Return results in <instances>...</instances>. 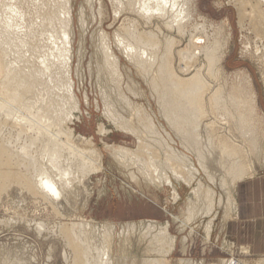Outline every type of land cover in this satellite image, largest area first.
I'll return each mask as SVG.
<instances>
[{
	"label": "rangeland",
	"instance_id": "1",
	"mask_svg": "<svg viewBox=\"0 0 264 264\" xmlns=\"http://www.w3.org/2000/svg\"><path fill=\"white\" fill-rule=\"evenodd\" d=\"M240 1L192 0L191 19L184 23L183 33H178L165 19L147 20L123 9L124 0L118 4L113 0H72L69 75L79 109L70 108L67 114L71 120L60 126L57 122L55 128L51 119H45L53 128L51 133L57 134L61 127L65 150L72 145L77 159L89 168L60 197H45L16 182L6 183L0 176V264H77V252L84 255L83 264H222L228 259L235 264H264V258L253 257L245 246L236 247L222 236L225 220L232 218L233 212L228 209L237 179L232 169L243 168L242 179L260 175L264 170V38L251 25L250 6L257 0H242L244 4ZM80 12L84 17L82 25ZM130 29L139 35H154L158 55L165 50L166 40L174 39L168 56L172 74L188 80L199 71L206 82L204 106L197 120L199 145L185 140L183 143V138L164 119L162 93L153 87L158 62L143 66L138 60L142 68L138 63L139 66L134 65L124 48L115 43L116 34L128 33ZM102 33L108 37L106 43L116 66L104 54ZM192 36L197 47L194 51L189 44ZM214 43L219 49L214 50V55L218 57L213 65H208L201 46ZM184 51L192 52L195 59L180 58L178 53ZM103 56L111 62L109 67ZM185 67L190 72L183 70ZM236 88L241 91L239 98L246 101L238 108L242 116L250 118L251 132L239 128L240 114L230 106ZM220 90L223 100L228 99L225 102L229 103L225 111L213 108L210 102ZM1 112L0 145L7 150L27 143L28 137H41V129L24 128L23 133L22 124L7 119ZM37 113L32 112L36 116ZM244 131L257 137L256 147L241 136ZM7 137L12 143H6ZM167 148L191 161L194 179L185 166L169 157ZM230 151L239 154L229 156ZM25 162L17 164V169L21 176L28 177L30 170L26 166L32 162ZM175 173L182 179H177ZM173 190L178 194L176 201ZM208 225L211 228L207 232ZM107 246L108 255L101 259L97 253Z\"/></svg>",
	"mask_w": 264,
	"mask_h": 264
},
{
	"label": "bare ground",
	"instance_id": "2",
	"mask_svg": "<svg viewBox=\"0 0 264 264\" xmlns=\"http://www.w3.org/2000/svg\"><path fill=\"white\" fill-rule=\"evenodd\" d=\"M85 1L86 3H89V1L91 2V0H85ZM113 1H115L113 3L117 2L118 4V2H120L121 0L120 1L113 0ZM124 1L126 5L123 9L126 8L130 12H133L141 16L143 19H147V20L148 19L151 20V18L153 19L159 18L162 20L165 19L167 20L166 21L167 24L170 25V28L176 29L178 33H183L184 26H185L184 23L187 24V22L191 19L192 0H167L169 7L163 10V15L153 14L151 16H147L140 11V5L143 2V0H124ZM255 2H256L255 5L250 6L251 7L250 10L252 12V15H251V25L253 28L252 30H255V32L259 36L264 38V0H257ZM72 3H73L72 0H0V49L2 50V53L0 51L1 53L0 54V76H1L0 100H2L0 102L1 103L0 108H2L0 109V111H3L1 112V114L5 112L4 116H6L7 119L15 120L19 124H22L24 127L21 128V131H23L24 128L25 130L36 128V129H41L42 131L41 137L40 136L39 138L38 136H36L37 138L28 137L29 139L27 138L28 139L27 143L24 142V144L15 148V150H11V149L7 150L6 147L0 145V176L2 177V181L6 183L16 182L20 186L25 187L27 190L31 192L43 193L45 197H50V196L60 197L64 190L72 186V183L75 181V178L76 177L78 178L80 173H84L87 170V168H89L88 165H86V162L81 161L80 159L79 160L77 159L78 157H76L72 151L73 149L72 145L70 146L67 145V148H66L67 153H66L65 144H64L65 142L62 141L63 139L62 136L64 135V131L63 132L61 131V127L59 128L60 130L57 134L51 133V128L52 127L55 128L58 123L60 126V124L65 122L66 120L68 121L71 120L70 118L72 117L69 116V114H67L68 113L67 111L70 108L72 110L79 109V102L73 93L72 80L69 75V62L71 59V49H72L71 44H72V39H73ZM158 3H160V0H151L152 8L155 9L156 4ZM240 3L244 4L242 0L240 1ZM246 3L249 5L248 2H245V4ZM173 4L175 5V8L172 7ZM119 7H120V3H119ZM247 15L249 14L247 13ZM199 17L200 16L198 15V18ZM79 18H80L79 22L82 25V22L84 21L83 20L84 17L81 12H80ZM132 29H130V32L125 30L128 33H123L124 35L116 34L114 37L115 43L119 46V48L120 47L124 48L123 50L125 54L127 55V57L131 58L132 61H135L134 65L139 62L138 60L142 62L143 66L145 65L147 66L151 64L154 65L156 61L158 62L157 63L158 64L157 80L154 79L155 82L153 83V87L157 91H161L162 93L161 101L163 100L164 102L162 101L161 105L162 103L165 104L164 107L162 106L163 107L162 114L163 115L165 114L164 119L168 121L167 123H169L172 126V128L176 131L177 135L178 136L180 135L181 136L180 138H183L182 139L183 143L185 140L192 145H195V146L199 145V141H200V140L198 141L199 134L196 132L197 127H198L197 120H199L198 115H200L201 108L202 106H204L202 105L203 104L202 101H203L204 94H206L205 93L206 88H207L206 82L199 76V71H196V73L192 75L191 78H188V80L186 79L180 80L178 79L179 77L176 78L177 76L175 75L176 76L175 77L172 74V72L169 69L170 62L168 58L170 57L169 55L171 54L169 49L171 48V45H172L171 43H174L172 42L174 39L173 40L167 39L166 43L164 42L165 50L162 51L163 52L162 54L158 55L159 51L158 50L156 51V49H158V44L154 43V40L156 39L154 38L155 36L150 33L149 34L147 33V35H145V33L144 35H139L138 33L131 31ZM218 31L220 32V29ZM100 38H101V42L106 44V46H103V48L104 47L106 48L105 49L106 52L104 51V54L106 53L107 58L108 57L111 58V62L114 61L115 66H116V59L112 55V52L109 49V45H107L106 43L108 42L107 35L102 33ZM193 40L195 39L192 36L189 44L191 45L194 51L196 50L197 47L195 46V44H193ZM216 48H217V43H214L212 45H205L203 47L201 46V50H202L201 53L206 58L208 65H211L212 63L214 64L215 63L214 61L217 60L218 56L216 57L214 55L215 54L214 50H216ZM129 49H131V51H129ZM217 50L219 49L217 48ZM191 53H186V51H184V52H179L178 55L180 58L185 57L187 58L186 60L191 61L195 59V55L194 54L191 55ZM107 58H104L106 61L105 63L110 62ZM110 63H108V67ZM138 64L140 65V63ZM113 65L114 64H111V67H113ZM185 68H183V70H185L186 72L189 71L187 70V68L186 69ZM113 69L115 68L113 67ZM111 70L110 72L113 71V72L118 73V71H114V70L111 71ZM143 70H145L144 67H143ZM143 72H146V70ZM109 75L110 74H108V76ZM113 80H116V79H113ZM221 92H222L221 90L217 94H215L216 92L215 93L213 92L215 96L210 102L213 108L215 109L220 108L221 110L225 111L227 109L226 106L227 104L229 106V103L226 104L225 102L226 99L223 100L224 96L222 98ZM240 92L241 91L238 88H236V92H234L232 96L233 99L231 98L232 99L231 100L229 98L230 102H233V105H230V106L232 108L236 107L234 108L235 110L233 111L235 113L240 114L238 117V120L240 121L239 128L243 127V129H246L247 131L249 130L251 132V130L248 128L250 125L248 124V122L250 121L249 120L250 118L247 119V117L245 118L244 116H242L243 114L241 115V113H239L241 110H239L238 107L246 103V101L244 103L243 102L244 100L242 101L241 98H239L238 95L240 94L238 93ZM245 107L247 106L245 105ZM33 110H36L38 112L37 116L32 114ZM106 117L108 118V116ZM45 118L51 119V121L55 123L53 124L54 126L50 128L49 127L50 125L46 124ZM42 119H44V121ZM235 119L237 120V117H235ZM113 120H114V117H113ZM5 121L3 123H7ZM40 121L41 123L43 121L45 126L43 123H42L43 125H41ZM149 126L151 127L150 123H149ZM245 127H247L248 129ZM235 129H237L236 126H235ZM198 130H199V127H198ZM67 134L69 137L70 132ZM241 136L245 138V141L247 143L251 142L252 144L251 143L249 144H251L252 147H253V144L255 145V143H257L256 141L257 137L253 133L250 134L244 131L243 134L241 133ZM17 137L18 138L16 139V141L18 140V143H19V136ZM2 138L4 140L3 136ZM5 139H6V143H10V142L12 143L11 137L9 138L7 137ZM3 140H1V142H3ZM210 141L211 140H209L208 142ZM218 141L220 142V140ZM36 144L38 146H36ZM205 144H206V141H205ZM215 144H218V143L215 142ZM207 151L208 150H206V152ZM167 152L168 154H170L169 155V157L171 156L170 158H172L175 161L176 160L179 161L183 165V168L185 166L187 173L192 177L191 179L195 178V174H194L195 172L194 173L191 172L194 170V168H192V163L189 159H187L186 157L176 156V154L174 152H171L168 148H167ZM35 153L37 155L34 157L33 155ZM236 154L238 155L239 153H237V151L236 152L230 151L228 155L236 156ZM65 155L67 156V158H65ZM24 160H26V162L28 161L32 162L30 166L28 167L26 166V169L30 170L29 174H27L28 177L21 176L22 173L19 174L18 169H17L18 168L17 164H19L21 161L24 162ZM23 166L25 165L23 164ZM188 167L190 168V170ZM232 170L237 177L235 182L242 180L241 177L244 175H241V174L245 172L243 171V168L241 167L238 169L233 168ZM175 175L177 179H182L180 175H177L176 173ZM44 181L49 182L56 189L58 196H53L44 187ZM165 183L167 185H171L170 181L168 180L167 181L165 180ZM172 194H173V197L176 199L177 198L176 191L173 190ZM84 226L86 229V225ZM77 227H75V229ZM81 227H83V225H81L80 228ZM165 228L167 229L166 226ZM108 231L106 230L107 233ZM208 231H210V225H208L207 227V232ZM163 234L165 235V233ZM166 234H167V231H166ZM166 237H164V240ZM161 241H163V239H161ZM170 241L172 243L173 239H171ZM154 247H157V246H154ZM86 255L90 256L91 253L90 255L89 254H86ZM107 255H108V246L105 249L103 248L102 250H100L99 253H97V256H100V258L101 256H107ZM82 256H84L82 255V253L80 252L76 253V263L77 264H83V259L85 263V258H83ZM105 258H107V262L110 261L108 257H105ZM96 261L98 262V260ZM107 264H110V263H107ZM222 264H235V262L233 259H228V260L223 261Z\"/></svg>",
	"mask_w": 264,
	"mask_h": 264
},
{
	"label": "crops",
	"instance_id": "3",
	"mask_svg": "<svg viewBox=\"0 0 264 264\" xmlns=\"http://www.w3.org/2000/svg\"><path fill=\"white\" fill-rule=\"evenodd\" d=\"M233 192L228 209L234 214L225 220L222 236L236 247L245 246L253 257L264 258V170L236 182Z\"/></svg>",
	"mask_w": 264,
	"mask_h": 264
},
{
	"label": "clouds",
	"instance_id": "4",
	"mask_svg": "<svg viewBox=\"0 0 264 264\" xmlns=\"http://www.w3.org/2000/svg\"><path fill=\"white\" fill-rule=\"evenodd\" d=\"M169 4L167 0H160V3L156 4L155 9L151 6V0H143V2L140 5V11L144 13L147 16H151L153 14L156 15H163V10L168 8ZM173 8H175V5H172ZM131 51V49H129ZM44 187L53 195L58 196V193L56 189L47 181H44Z\"/></svg>",
	"mask_w": 264,
	"mask_h": 264
}]
</instances>
